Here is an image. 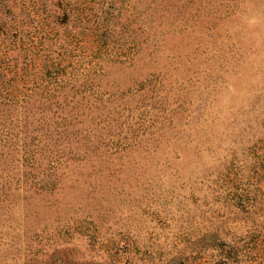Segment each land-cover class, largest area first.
<instances>
[{"label":"rangeland","instance_id":"1","mask_svg":"<svg viewBox=\"0 0 264 264\" xmlns=\"http://www.w3.org/2000/svg\"><path fill=\"white\" fill-rule=\"evenodd\" d=\"M4 20L0 264H264V0Z\"/></svg>","mask_w":264,"mask_h":264},{"label":"trees","instance_id":"2","mask_svg":"<svg viewBox=\"0 0 264 264\" xmlns=\"http://www.w3.org/2000/svg\"><path fill=\"white\" fill-rule=\"evenodd\" d=\"M8 0H0V9L3 5H5L7 3ZM61 1H59L60 3ZM72 8H75L74 4L71 5H66L65 7L62 8V16H59V19L57 21H62V22H66L68 15L70 14ZM10 20H4V21H0V32L1 33H5L8 32L9 30H11L13 28V24L9 22ZM55 21V19H54ZM61 22V23H62ZM65 95H63L62 97L64 98ZM66 97V96H65Z\"/></svg>","mask_w":264,"mask_h":264}]
</instances>
